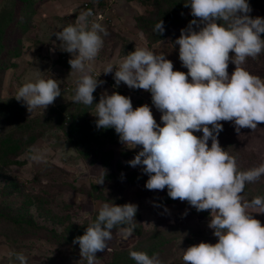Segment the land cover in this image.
Masks as SVG:
<instances>
[{
  "label": "rangeland",
  "instance_id": "1",
  "mask_svg": "<svg viewBox=\"0 0 264 264\" xmlns=\"http://www.w3.org/2000/svg\"><path fill=\"white\" fill-rule=\"evenodd\" d=\"M78 2L0 0V264H20L18 253L27 264H87L78 244L62 245L61 241L83 235L105 202L137 205L136 222L127 237L121 235L120 226L115 227L105 251L96 253L94 264H136L129 253L139 242L144 246L140 252L158 256L161 264H184L181 249L217 242L207 226L209 212H197L186 201L171 199L167 189L145 188L148 176L142 166L127 163L140 147L122 144L112 128H97L95 105L72 101L79 73L71 71L70 58L55 60L50 49L60 48L55 33L90 13L89 25L99 23L107 33H100L103 46L90 63L101 77L110 78L114 72L104 74V68L110 63L117 66L135 48L165 54L174 71L187 73L173 42L194 17L184 6L187 0H92L87 12L74 10L79 9ZM247 2L250 16L264 18V0ZM160 20L164 22L162 34L153 31ZM241 67L264 80V52L247 58ZM234 69L229 63V74ZM49 78L57 80L61 96L45 110L30 113L16 99L19 87ZM118 87L121 95L130 97L134 109L147 104L163 126L149 92L129 89L122 82ZM105 91L111 94L105 84L98 86L93 102L98 103ZM221 123L219 144L236 159L240 171L264 163V123L239 133L233 122ZM30 150H38L46 162L28 159ZM104 171L103 184H97ZM243 194L248 201L263 197L264 176L246 184ZM247 211L264 226L260 209Z\"/></svg>",
  "mask_w": 264,
  "mask_h": 264
},
{
  "label": "clouds",
  "instance_id": "2",
  "mask_svg": "<svg viewBox=\"0 0 264 264\" xmlns=\"http://www.w3.org/2000/svg\"><path fill=\"white\" fill-rule=\"evenodd\" d=\"M184 6L190 8L194 19L180 30L173 47L178 46L187 73L174 71L165 54L145 48H135L118 60L117 66L110 63L103 71L114 72L115 86L122 82L129 89L149 92L163 126L147 104L134 109L130 97L118 92L105 91L98 103L93 102V93L104 82L91 74L90 62L103 46L100 33H107L99 23L89 25L90 13L81 14L75 24L55 33L62 51L71 55V71L79 73L72 101L95 105L97 128H112L122 144L130 149L140 147L127 163L134 168L142 166L148 176L146 189H167L171 199L186 201L197 212H209L207 226L217 242L181 249L184 264H264V226L247 211L258 208L264 213V197L246 201L242 196L246 184L264 176V163L240 171L236 159L218 141L222 121L233 122L237 133L264 123V80L241 67L247 58L264 52V18L249 15L247 0H187ZM153 31L162 34L164 22L160 20ZM229 63L235 65L231 74ZM56 81L26 82L19 87L16 99L22 100L30 113L37 108L45 110L61 96ZM196 132L202 136L194 135ZM27 157L46 162L38 150H30ZM105 174L97 184H103ZM136 213L137 205L132 203L105 202L100 206L84 234L73 240L87 264H94L96 253L105 251L115 227L120 226L125 237L132 234ZM129 255L136 264H161L156 255L138 251ZM16 259L27 264L23 254H16Z\"/></svg>",
  "mask_w": 264,
  "mask_h": 264
},
{
  "label": "built area",
  "instance_id": "3",
  "mask_svg": "<svg viewBox=\"0 0 264 264\" xmlns=\"http://www.w3.org/2000/svg\"><path fill=\"white\" fill-rule=\"evenodd\" d=\"M91 2H92V0H83L82 1V3L80 4V11H83V10H87L88 8H89V6H90V4H91ZM79 17V16H78ZM53 46V45H52ZM51 46V47H52ZM56 50V51H55ZM55 53V55L53 56L54 57V59L55 60H58V59H60V60H62V61H65V60H68L70 57H71V55L69 54V53H67V52H65V51H62V49L61 48H59V49H56V48H51L50 49V53ZM92 62V61H91ZM90 62V63H91ZM94 77L95 76H97L98 75V77H97V79L99 80V79H102L103 80V84H105L109 89H111V94H112V92H118L119 94L121 93V89H119V87L118 86H115V81H114V79H113V75L114 74H112L111 75V77L110 78H108L107 76H103V77H101L100 75H99V72H97V71H95V70H93L92 69V73H91Z\"/></svg>",
  "mask_w": 264,
  "mask_h": 264
},
{
  "label": "trees",
  "instance_id": "4",
  "mask_svg": "<svg viewBox=\"0 0 264 264\" xmlns=\"http://www.w3.org/2000/svg\"><path fill=\"white\" fill-rule=\"evenodd\" d=\"M91 9V4H90V6H89V8L87 9V11H89ZM83 11H85V10H83ZM83 11H81V12H83ZM87 11H85V12H87ZM178 25H180V24H178ZM147 33V32H146ZM59 61H62V60H60V59H58ZM242 196H243V198H244V200H246V201H248L247 200V198L245 197V194H243L242 193ZM264 197V196H263ZM136 219V218H135ZM136 222V221H135ZM70 239H73V238H69V239H62V241H61V243H62V245H68L69 244V242H72L73 243V240H70ZM136 248H134V251H138V252H140V249L142 248V247H144L143 246V243L142 242H139V245L138 246H135Z\"/></svg>",
  "mask_w": 264,
  "mask_h": 264
},
{
  "label": "crops",
  "instance_id": "5",
  "mask_svg": "<svg viewBox=\"0 0 264 264\" xmlns=\"http://www.w3.org/2000/svg\"><path fill=\"white\" fill-rule=\"evenodd\" d=\"M80 1L82 2L83 0H79V2H80ZM79 2H78V3H79ZM81 2L79 3V5L81 4ZM80 8H81V7L79 6V9L77 8V9H74V10H75V11H76V10L78 11V10H80ZM75 11H74V12H75Z\"/></svg>",
  "mask_w": 264,
  "mask_h": 264
}]
</instances>
